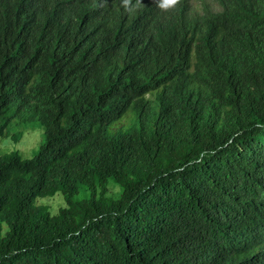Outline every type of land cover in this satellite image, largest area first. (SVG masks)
<instances>
[{"label":"trees","instance_id":"16d2710c","mask_svg":"<svg viewBox=\"0 0 264 264\" xmlns=\"http://www.w3.org/2000/svg\"><path fill=\"white\" fill-rule=\"evenodd\" d=\"M214 1L0 0V264H264V0Z\"/></svg>","mask_w":264,"mask_h":264},{"label":"rangeland","instance_id":"374dc122","mask_svg":"<svg viewBox=\"0 0 264 264\" xmlns=\"http://www.w3.org/2000/svg\"><path fill=\"white\" fill-rule=\"evenodd\" d=\"M191 10L193 12H199L203 7H207L211 11H219V5L213 0H190ZM152 94H146V97H151ZM130 118V112L126 113L124 117L115 122L111 126V130H115L122 125H125ZM27 127V128H25ZM14 126L9 124L6 127L7 135L0 137V152L16 151L22 158H29L36 151L39 143L42 139V129L35 123H30L27 126ZM21 131V135L18 140L14 141L10 139L9 134L12 132ZM112 191H116L117 188L110 186ZM42 203L46 204L50 212L54 213L58 206L63 205V200L59 193H55L51 197H42ZM4 232V226L2 227L1 235Z\"/></svg>","mask_w":264,"mask_h":264},{"label":"clouds","instance_id":"9594fccd","mask_svg":"<svg viewBox=\"0 0 264 264\" xmlns=\"http://www.w3.org/2000/svg\"><path fill=\"white\" fill-rule=\"evenodd\" d=\"M213 1H214V0H213ZM190 7H191V6H190ZM219 7H220V6H219ZM210 11H211V10H210ZM214 12H215V11H214ZM145 95H146V94H145ZM152 96H153V95H151V97H149V98H152ZM145 97H146V96H145Z\"/></svg>","mask_w":264,"mask_h":264}]
</instances>
